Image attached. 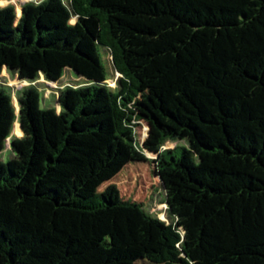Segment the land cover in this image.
I'll return each mask as SVG.
<instances>
[{"label": "trees", "instance_id": "1", "mask_svg": "<svg viewBox=\"0 0 264 264\" xmlns=\"http://www.w3.org/2000/svg\"><path fill=\"white\" fill-rule=\"evenodd\" d=\"M29 1L20 17L0 8V80L72 69L86 82L61 90L59 110L31 85L19 115L0 88V153L13 152L0 264H264V0ZM155 83L170 94L148 93ZM141 121L149 150L187 143L158 162L170 223L101 190L131 163Z\"/></svg>", "mask_w": 264, "mask_h": 264}, {"label": "rangeland", "instance_id": "2", "mask_svg": "<svg viewBox=\"0 0 264 264\" xmlns=\"http://www.w3.org/2000/svg\"><path fill=\"white\" fill-rule=\"evenodd\" d=\"M34 1L36 3H41L45 0ZM65 1L67 2V0ZM29 2V0H0V8H5L11 5L16 9L17 16L20 17L22 14V7ZM75 22L74 19L72 23ZM101 55L105 67V83H107L113 91H117L119 89L121 75L117 73L113 66L110 52L106 49H102ZM198 69L200 70L198 71L201 72L204 68L199 67ZM84 82H86V78L83 75L77 76L72 69H68L65 72L63 79L59 82H49L42 74L40 80L33 83L22 80L18 74L10 73L6 68L0 80V88L3 85L5 86V89L13 94L14 102L17 107V114L19 115L20 107L18 105L17 95L22 93L23 89L33 85L40 94L41 108L50 109L58 108V97L62 89L68 86H78ZM170 91L171 87H166L161 83L152 84L148 89V93H155L161 96H168ZM136 131L138 146L135 148V154L131 163L115 181L104 185L101 190L116 186L119 188L121 195L125 200H133L137 203H141L146 207L147 211L159 217L161 220L170 223L172 221L169 218L165 202L166 192L164 190L163 182L158 175V162L161 158L160 154L164 150L173 149L176 146H183L187 143L184 141H170L161 148L149 150L144 145L149 133L148 123L146 121L139 122V127ZM13 136H23L22 126L19 119L15 123ZM12 157L13 152L10 148V142H8L6 149L0 153V161L8 162ZM137 264L152 263L147 258L143 257V259Z\"/></svg>", "mask_w": 264, "mask_h": 264}, {"label": "crops", "instance_id": "3", "mask_svg": "<svg viewBox=\"0 0 264 264\" xmlns=\"http://www.w3.org/2000/svg\"><path fill=\"white\" fill-rule=\"evenodd\" d=\"M5 72V71H4Z\"/></svg>", "mask_w": 264, "mask_h": 264}]
</instances>
